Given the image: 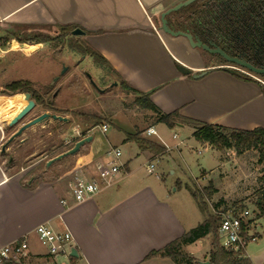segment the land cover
<instances>
[{
  "label": "crops",
  "instance_id": "obj_1",
  "mask_svg": "<svg viewBox=\"0 0 264 264\" xmlns=\"http://www.w3.org/2000/svg\"><path fill=\"white\" fill-rule=\"evenodd\" d=\"M184 1L0 0V26L80 30L83 32L80 36L72 37L71 33L65 36L69 41L76 37L81 49L80 55H77V50L66 54L63 58L66 67L77 57L76 68L90 63L89 55L81 54L82 51H92L120 82L142 95H148L149 101L163 114L177 111L181 117L222 128L264 130V88L259 83L229 74L222 64L215 65L211 58L204 60L201 50L192 49L186 39L171 37L160 31V15ZM172 14L167 16L171 22L174 21ZM12 42L10 48L0 50L2 55L12 52L32 55L45 47V43ZM177 65L189 70L190 74H180ZM199 73H204V76L193 79L192 75ZM29 77L40 76L33 74ZM56 93L51 100L54 104L60 98L62 101L63 92ZM18 97L16 111L0 115V148L6 138V128L16 132L21 125L38 115L49 113L47 110L36 115L38 106L35 104L22 122L9 128L8 123L25 106L24 100ZM74 106V103L61 102L60 106H56L58 111L54 112L68 120L67 123L57 122L62 128L71 130L72 127L74 136H63L66 146L73 145L75 139L91 136L92 132L89 124L83 123L81 128L80 121L68 114V111H74ZM50 126L51 123L41 128ZM36 128L27 129L21 135L19 145L23 152L33 144L31 136ZM148 128L156 132L153 136L155 140L151 139L152 136L148 137L150 141L171 150L159 136L161 131L158 132L155 126ZM190 130L192 135L193 130ZM173 135L176 138L172 139L176 140L177 135ZM93 143L92 137V142L82 147L77 155L63 160H71L77 167L96 159L103 153H99V148ZM124 143L132 148L128 157L122 160L124 173L113 186L103 188L81 203L71 201L67 192L68 180L66 183L57 179L54 182L48 179L27 182L24 177L10 174L11 168H4L0 159V248L27 236L31 250L29 257L46 259L44 253L37 252L33 231L38 225L47 224L54 230L66 229L70 232L78 255L74 264H174L168 258H145L191 230L197 220L196 212L190 201H184L185 210L178 208L177 202L163 189L148 184L131 171L133 162L141 158L150 163L146 170L151 174L154 169L152 161L160 159L163 154L154 157L150 151H142L134 143L125 142V139ZM107 145L108 149L112 148L110 143ZM177 147L178 144L174 145V148ZM84 149L86 153L81 154ZM36 156L35 150L23 160ZM131 157H134L133 160ZM40 161L35 164H40ZM52 166L48 169L44 166L46 173ZM150 167L152 172L148 171ZM62 199L67 201L66 207L60 204ZM251 231L252 228L249 233Z\"/></svg>",
  "mask_w": 264,
  "mask_h": 264
},
{
  "label": "rangeland",
  "instance_id": "obj_2",
  "mask_svg": "<svg viewBox=\"0 0 264 264\" xmlns=\"http://www.w3.org/2000/svg\"><path fill=\"white\" fill-rule=\"evenodd\" d=\"M174 19L184 21L186 17ZM8 34L23 40L32 39L37 35L45 36L50 40L45 43L44 48L32 55L13 52L2 55L0 53V115L11 111L15 112L18 96L23 99V94L3 95L4 87L14 81H29L31 88L43 97V103L37 104L36 115L47 110L48 114H55L54 112L58 111L56 106H60L61 102L74 103V111H68V114L71 118L79 120L80 126L83 123L89 124L88 128L90 129L95 125H108L105 134H101L97 127L93 128L90 133L94 138L92 145L96 144L100 150L99 153H104L108 150L107 144L110 143L112 148L116 147L121 152V161L128 157L129 149H132L127 143L123 145L126 135L138 131L141 132L139 138L149 140L145 131L148 127L155 126L158 132L161 131L159 136L171 147V150L162 146L164 148L163 155L160 154L162 155L160 159L152 161L151 165L154 169L151 174L146 170V166L150 163L141 158L133 162L131 171L148 184H155L163 189L172 197L173 201L177 202L178 208L185 210L184 201H190L197 215L192 229L200 224L206 215L200 213L186 187L199 192L210 185L211 189L216 191L208 201L203 200L207 206V214L211 217L216 216V211L227 212L236 209V213H240L242 210H248L252 214L250 219L255 224L249 235L259 237L246 244L244 255L250 260V264H264V219L259 217V211L255 207L257 198L264 192V158L260 156L259 151L250 150L239 155L234 150L218 152L207 144L196 142L191 135L190 128L168 129L166 126H160L156 123L157 116L136 106L133 101L137 96L123 90L120 87L119 79L112 74L108 67L96 63L90 56V63L78 68H76L78 57L73 58L67 66L68 70L65 71L67 64L63 58L67 53L76 52V50L77 55H80L81 49L75 40L76 37L69 41L62 36L58 28L27 29L11 25L0 26V50L5 51L13 44L12 41L15 39H10ZM81 55L88 56L89 53L82 51ZM201 57L203 59L211 58L210 61H213L215 65L222 64L228 69L235 67L222 62L218 55H211L203 50H201ZM236 69H239L240 72L237 73L242 75L241 78L245 80L256 82V79H259L254 76L251 78L247 74L248 72L240 68L236 67ZM33 74L40 77H29ZM259 80L264 82L263 79ZM56 90L63 92V95L62 101L60 98L54 104L50 98ZM7 98L10 100L5 101ZM50 123L51 126L45 129L41 128L42 125L37 126L31 136L33 144L25 152L19 145L20 136L7 147L5 153L0 154L3 167L11 168L10 174L27 169L37 160L43 159L24 177V181L32 175L38 182L47 179L54 182L57 179V181L66 183L69 179L68 173L75 168L74 162L63 160L53 165L47 173L44 166L45 162L73 146L72 144L64 146L66 144L63 136L69 134L73 137L74 134L71 133L72 127L70 130L66 127L62 128L59 123ZM13 133H15L14 129L6 128L4 143ZM173 134L177 135L176 140L172 139ZM151 139L155 140V137L152 136ZM177 144L178 147L174 148V145ZM35 150L36 157L23 160L25 156ZM85 153L84 149L81 154ZM133 158L131 157V160ZM9 160L12 162L10 165ZM73 166L74 168H72ZM210 241L211 238L208 237L200 242L185 246L182 248V253L199 262L208 261ZM221 243L222 240H220V245ZM35 246L38 253H44V249L37 242ZM57 263L66 264V260L57 259ZM14 264H51V262L40 257H28L20 259ZM179 264H187V261L180 260Z\"/></svg>",
  "mask_w": 264,
  "mask_h": 264
},
{
  "label": "trees",
  "instance_id": "obj_3",
  "mask_svg": "<svg viewBox=\"0 0 264 264\" xmlns=\"http://www.w3.org/2000/svg\"><path fill=\"white\" fill-rule=\"evenodd\" d=\"M228 6L239 9L243 8L245 17L249 16V12H251L250 7L255 6L256 8H259L261 15V37H264V0H199L194 4L172 14L174 18L186 17L184 21H177V19H174V21L171 22L167 19V22L172 31H181L190 34L194 37H197L202 43L207 44L206 34L209 24V15L213 13L215 16L217 15L218 17H221L223 8H227ZM220 29L221 24L218 23L214 31L216 40L223 37ZM60 31L62 36L65 37L70 35V33L73 31V28L64 27L60 28ZM8 35H10V39H15V41L19 44H43L50 40H48L47 37L41 35H37L32 39L24 40L11 34ZM255 47V45L245 44L240 46V48H238L239 51H237L246 58H251L252 50ZM218 48L222 50L219 44ZM260 53L262 59H264V45L260 46ZM228 55L231 54L228 53ZM89 56L96 63L106 65L96 53L90 51ZM120 87L123 90L136 95L137 97L134 99L133 103L143 110H147L155 114L157 116V124H163L168 129H173L176 126L189 127L193 130L192 137L196 142L207 144L215 148V150L218 152H222L224 150H234L236 154L239 155L246 151L256 150L259 151L260 156L264 158L263 129L258 128L251 131L233 130L181 117L177 111L170 114H163L149 101L148 95H142L122 81L120 82ZM2 94H8V96L14 94H29L30 99L33 100L35 104L43 103V97L31 88V84L24 81H14L6 85ZM140 134L141 132L138 131H136L134 134H127L125 137V142L134 143L142 151H150L153 155H160L164 152V148L161 145L143 138H139ZM209 186L201 190L203 193L201 191H193L190 187H186V190L197 205L199 211L206 215L204 221L198 224L194 229H191L183 234L179 239H176L175 241L168 244L163 249L149 253L145 259L160 257L168 258L174 264H179L180 260L187 261V264H197L196 260L191 259L182 253V248L192 245L209 236L211 238L209 244V264H250L249 260L246 257H243L244 249H240L238 253H233L223 249V247L220 245V238L218 236L220 219L217 216L213 215L214 217H211L207 214V206L203 201L204 199L208 201V199H210L216 192L215 190L211 189V186ZM255 207L259 211V217L264 219V192L257 198ZM232 211L234 214H236V209H233ZM75 260V258H70L69 263L74 264Z\"/></svg>",
  "mask_w": 264,
  "mask_h": 264
},
{
  "label": "built area",
  "instance_id": "obj_4",
  "mask_svg": "<svg viewBox=\"0 0 264 264\" xmlns=\"http://www.w3.org/2000/svg\"><path fill=\"white\" fill-rule=\"evenodd\" d=\"M250 77L254 78L251 75ZM256 82L264 88L263 81L256 79ZM94 127H97L101 134L107 133V124ZM94 127H92V130ZM145 135L147 137L156 136V132L153 128H148ZM172 138L175 139L176 136L173 135ZM148 171L152 172V167ZM123 173L124 163L121 161V152L117 148H109L96 159L80 164L68 173V195L72 202L81 203L98 194L103 188L113 186ZM60 204L63 207L68 205L65 199H62ZM215 215L220 219L218 236L222 240L221 246L223 249L238 253L240 249H245L250 240H256L255 236L249 235L250 229L255 224L252 223L253 221L250 219L252 214L248 210H242L236 214L233 211H216ZM33 234L39 246L44 249L43 256L51 264H58L57 259H65L66 264L69 263L70 251L74 248V245L68 230L57 231L47 224H41L34 229ZM30 254L28 237L24 236L19 241L0 248V264L17 263L20 259L28 258Z\"/></svg>",
  "mask_w": 264,
  "mask_h": 264
},
{
  "label": "water",
  "instance_id": "obj_5",
  "mask_svg": "<svg viewBox=\"0 0 264 264\" xmlns=\"http://www.w3.org/2000/svg\"><path fill=\"white\" fill-rule=\"evenodd\" d=\"M197 1H199V0H186L184 2L178 3L174 7L170 8V9L166 10L164 13H162L160 15V31H162L164 34L169 35L171 37H182V38L186 39L188 45L192 49H200V50H203V51H205L211 55H218L226 63L244 68V69L248 70L249 72H252V73L257 74V75H263L264 69H261V70L255 69L254 67L250 66L249 64L245 63L242 60L229 57L228 55H226L224 52H222L219 48H217L215 46H210V45L202 43L197 37H194L190 34H187V33L181 32V31H172L170 29L168 22H167V16H169L172 13H176L183 8L188 7ZM71 34H72V36H80L83 34V32L80 30H74V31H72ZM176 69L182 75H189L190 74L189 70H186L184 67H181L179 65L176 66ZM225 70H227V72L233 76H236V77L239 76L238 73L234 72L231 69H225ZM203 76H204V73L192 75L193 79H199ZM23 100L25 102V106L8 123L7 126L9 128L15 127L20 122H22L24 120V118L27 115H29V113H31V111L34 109L35 103L33 100L30 99L29 94H24ZM50 122L67 123L68 120L64 117H61V116L43 113V114L35 117L31 121L21 125L19 127V129L15 133H13L5 143L2 144V146L0 148V152L2 154L5 153L7 147L15 139L19 138L23 134V132L26 131L27 129H30V128L35 127V126H40V125L45 126V125H48ZM91 142H92L91 136H86V137H83L79 140L75 139V142L73 143V146L70 149H68L67 151L57 155L56 157H54V158H52L46 162V165H45L46 169H48L53 164H55L59 161H62L65 158L73 157V156L77 155L80 152V149L82 147L90 144ZM70 257L75 258V259L78 257L76 249H74V248L71 249ZM199 264H209V262H200Z\"/></svg>",
  "mask_w": 264,
  "mask_h": 264
},
{
  "label": "flooded vegetation",
  "instance_id": "obj_6",
  "mask_svg": "<svg viewBox=\"0 0 264 264\" xmlns=\"http://www.w3.org/2000/svg\"><path fill=\"white\" fill-rule=\"evenodd\" d=\"M250 9H251V12H249L248 17L244 16L243 8L239 9V8L230 7V6H228L227 8H223L221 17L220 16L218 17L217 15L215 16L213 13H211L209 15V24L207 28L208 29L207 34H206L207 35L206 43L207 45L215 46L217 48L219 44L222 50L220 48L219 49L222 52H224L226 55H228V53L231 54V55H228L229 57L242 60L245 63L249 64L250 66L254 67L255 69L261 70V69H264V59H262L261 53H260V46L264 45V37H261V26H260L261 15H260L259 8L252 6L250 7ZM218 23L221 24L220 30H221L223 37H221V39L216 40L214 31ZM245 44L256 46L252 50L251 58H246L245 56H243L242 54L238 52L239 51L238 48H240V46H243ZM223 62L225 61L223 60ZM226 64L228 65L229 63H226ZM229 65H232V64H229ZM232 66H235V67L231 68V70H233L236 73L239 71V70H236V67H237L243 71L248 72L247 74L251 76L258 77L259 79L264 80V74L257 75L252 72H249L248 70L244 68L238 67L236 65H232ZM224 68L228 69L227 66ZM84 74L86 73L84 72ZM238 77H242V75H239ZM56 92H58V90H56L55 92L51 94L50 100L55 98L57 94ZM98 92H102V91H98ZM52 115H55V114H52ZM42 161L43 159H41L40 162ZM11 163L12 162L9 160V165ZM34 164H32L27 169H21L20 171L15 172L14 176L19 175L20 177H26L30 173V171H32L37 166L36 164L35 165ZM33 180L34 178L31 175L26 181L29 182Z\"/></svg>",
  "mask_w": 264,
  "mask_h": 264
}]
</instances>
